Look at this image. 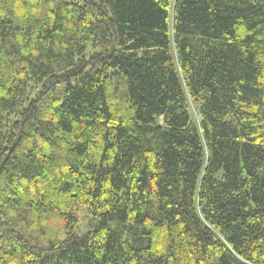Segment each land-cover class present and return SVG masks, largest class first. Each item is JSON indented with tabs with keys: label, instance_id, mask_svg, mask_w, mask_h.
I'll use <instances>...</instances> for the list:
<instances>
[{
	"label": "trees",
	"instance_id": "trees-1",
	"mask_svg": "<svg viewBox=\"0 0 264 264\" xmlns=\"http://www.w3.org/2000/svg\"><path fill=\"white\" fill-rule=\"evenodd\" d=\"M0 264H264V0H0Z\"/></svg>",
	"mask_w": 264,
	"mask_h": 264
},
{
	"label": "rangeland",
	"instance_id": "rangeland-1",
	"mask_svg": "<svg viewBox=\"0 0 264 264\" xmlns=\"http://www.w3.org/2000/svg\"><path fill=\"white\" fill-rule=\"evenodd\" d=\"M85 208H81L79 212V221L75 225V231L78 234H84L85 232H88L91 230L95 224V220H89L88 215H86Z\"/></svg>",
	"mask_w": 264,
	"mask_h": 264
}]
</instances>
